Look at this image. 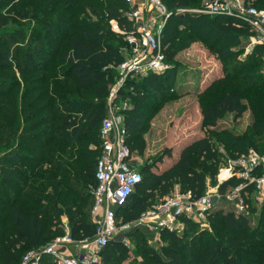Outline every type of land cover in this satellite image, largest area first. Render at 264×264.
I'll return each mask as SVG.
<instances>
[{"label": "trees", "instance_id": "obj_1", "mask_svg": "<svg viewBox=\"0 0 264 264\" xmlns=\"http://www.w3.org/2000/svg\"><path fill=\"white\" fill-rule=\"evenodd\" d=\"M194 1L162 0L170 15L161 43L172 65L129 77L119 89L118 98H129L131 103L123 111L128 146L143 153L142 128L147 111L155 107L150 102L158 104L175 94L173 59L180 49L198 41L221 61L223 72L200 94L202 120L216 123L226 112L239 117L249 106L253 119L248 127L237 134L224 129L218 140L231 152L249 148L261 152L264 74L258 63L264 44L255 46L249 60L239 59L227 36L250 35L247 24L230 16L210 20L193 11L178 12ZM249 1L264 8V0ZM127 7L124 0H0V72H21V82L0 76V264H14L21 251L45 245L67 229L74 239L91 237L95 231L90 209L100 149L96 156L91 146L101 145L106 97L117 77L116 67L126 57L127 43L111 29V21L129 30ZM23 21L28 23L27 36L24 30L11 28ZM54 58L58 65L46 67ZM37 71L41 73L24 75ZM85 91L89 96L83 95ZM172 153L171 147H164L140 165L141 181L116 208V220H138L152 193L158 190L164 197L175 181L193 198L204 194L205 175L196 166L214 175L220 157L208 134L185 144L157 174L158 163ZM240 182L231 177L218 190ZM252 192L250 183L241 189L242 195L246 193L245 212L222 208L208 212L211 229H196L195 221L181 215L188 232L178 235L163 227L159 236L168 241L159 251L147 243L141 226L125 235L136 241L139 255L144 256L142 264H264V201L256 223L251 224L248 214L257 208ZM128 252L121 239L111 238L101 251L102 264H122ZM22 255L15 264H20ZM38 264H55V260L42 253Z\"/></svg>", "mask_w": 264, "mask_h": 264}, {"label": "built area", "instance_id": "obj_2", "mask_svg": "<svg viewBox=\"0 0 264 264\" xmlns=\"http://www.w3.org/2000/svg\"><path fill=\"white\" fill-rule=\"evenodd\" d=\"M127 4V19L131 22L129 30L111 21L114 32L125 39L126 57L117 65V77L109 89L105 103V115L99 128L101 140L100 154L96 160L92 188L93 202L90 216L95 224L91 237L74 239L68 229L63 235L54 237L40 247L27 250L21 257L20 264H38L42 253L51 255L55 264H102L101 251L111 238H119L126 245L125 233L132 227L145 223L153 229L161 227L175 229L179 217L192 211L196 206L199 211L207 212L213 206L212 196L204 193L193 198L190 193H170L158 203L154 210L144 212L136 221H118L115 211L141 181L140 163L132 160V151L128 146V133L123 125V111L126 109L123 99L118 98L120 87L129 77L142 76L148 71H163L171 65L166 60L164 46L161 43L162 29L169 18L162 0H124ZM155 9L156 12L150 11ZM193 11L202 15L235 17L248 26L250 35H255L256 44H264V8H258L249 0H201L194 9L179 8L178 12ZM254 43V44H255ZM237 177L241 182L232 187L230 199L236 212H245L246 203L241 189L252 184L257 194V202L264 201V155L249 148L234 159H228L224 168L217 175L220 183ZM218 197L220 194L218 193Z\"/></svg>", "mask_w": 264, "mask_h": 264}, {"label": "rangeland", "instance_id": "obj_3", "mask_svg": "<svg viewBox=\"0 0 264 264\" xmlns=\"http://www.w3.org/2000/svg\"><path fill=\"white\" fill-rule=\"evenodd\" d=\"M196 1V2H195ZM190 8L194 9L200 5L201 0H195ZM153 13L156 12L155 9H151ZM124 13H127V8L124 9ZM217 16H207L204 15V19L216 20ZM210 25V24H209ZM28 23L23 21L22 24H15L11 28H20L23 31V35L27 36L29 31L27 29ZM26 27V28H25ZM111 27V26H110ZM112 29V28H111ZM213 31H218L211 26ZM230 42V49L233 50L241 60H249L251 53L255 51V46L257 45L254 41L256 40L255 35H233L227 36ZM22 38V36L20 37ZM255 43V44H254ZM173 62L177 66L175 74V94L169 99L164 100L155 105L152 112L147 111L148 120L144 127L142 128V135L145 139V149L143 153H139L137 150H132V160L137 161L142 165L145 161L152 160L156 155H158L164 147H171L173 150L172 157H164L160 163L157 165V174H161L168 165L178 156L180 149L187 144L189 141L196 137L207 135L212 141L214 149L220 154L219 161L217 163V171L214 175L208 174L204 171L203 167L198 164L196 169L199 172H203L205 175L206 188L204 193L212 196L213 206L206 212H200L199 207L196 206L192 211H189L185 216L190 217L195 221L196 229L206 228L211 229L208 220V212L213 211L218 208L223 210L233 209L234 200L230 199V193L232 187L227 186L223 192H219V182L217 181L218 172L225 167L228 159H234L244 152V149L233 150L231 152L226 146L221 144L218 140L219 133L226 129L234 134L242 133L248 125L252 122V115L249 106L244 110L241 116L236 117L233 113H224L216 123L205 122L201 118L200 113V94L205 90L207 84H209L213 79L218 78L223 75L221 70V61L216 57V55L210 52L202 43L195 41L186 47L180 49ZM49 67L51 65H58V61L54 58L48 61ZM170 65L172 63L169 62ZM259 72L264 74V54L260 58L258 63ZM41 73L37 72H24L25 76H33ZM0 76L6 77L8 80L17 78L20 81L21 72L18 69H12L10 71L0 72ZM264 79V78H263ZM19 87L14 88L20 89ZM83 95L89 96L87 91L83 92ZM125 103L126 109L131 107L129 98H124L121 105ZM151 108V107H150ZM125 109V110H126ZM105 112V111H104ZM100 143L91 146L97 150L96 156L98 155L100 149ZM261 152L256 151L260 155H264V143L261 146ZM253 149V148H251ZM188 193L186 188L179 184L178 182L173 183L172 189L163 197L160 196V192L155 190L150 197L149 206L146 211L154 210L159 202L163 201L165 197L170 193ZM218 193L220 197H218ZM251 198L256 202L257 208L254 213L248 214V219L251 224H255L260 213V204L257 202L258 196L255 192L251 193ZM122 210L119 211L121 213ZM145 211V212H146ZM63 219V218H62ZM120 221V219H117ZM151 217H147L142 223L141 232H144L146 241L149 245L155 248V250H160L161 246L165 245L168 240L161 239L159 236V230L153 229L147 226L145 223H150ZM65 223V222H64ZM178 227L171 229L178 235L188 232L182 219L179 218ZM139 234V233H138ZM127 236V235H126ZM134 239V238H133ZM126 245L129 247L128 258L122 261V264H142L144 263L143 258L139 255V247H136V241H132V237L126 239ZM24 250L17 255L16 262L18 258L23 254ZM14 262V264L16 263ZM102 262V259H101Z\"/></svg>", "mask_w": 264, "mask_h": 264}, {"label": "crops", "instance_id": "obj_4", "mask_svg": "<svg viewBox=\"0 0 264 264\" xmlns=\"http://www.w3.org/2000/svg\"><path fill=\"white\" fill-rule=\"evenodd\" d=\"M257 207V206H256ZM233 210V209H232ZM64 222H66V218L65 217H63V219H62Z\"/></svg>", "mask_w": 264, "mask_h": 264}]
</instances>
